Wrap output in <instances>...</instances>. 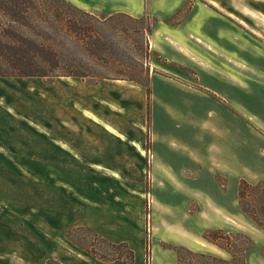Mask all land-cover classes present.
Instances as JSON below:
<instances>
[{"label":"rangeland","instance_id":"rangeland-1","mask_svg":"<svg viewBox=\"0 0 264 264\" xmlns=\"http://www.w3.org/2000/svg\"><path fill=\"white\" fill-rule=\"evenodd\" d=\"M70 1L100 16L144 7L146 20L136 24L151 25L150 94L127 81L73 78L81 98L90 89L107 88L108 99L103 97L98 110L118 125L130 123L151 148L141 175L138 155L125 157V181L139 187L144 200V243L133 238L134 254L140 261L143 256L142 264H175L169 247L184 236L192 249L222 258L224 249L202 236L218 227L220 241L228 237L234 251L252 241L246 264H264V231L240 208L237 194L241 180L264 183V0ZM128 33L124 39L130 43L133 32ZM55 79L35 81L46 85ZM114 90L118 94L110 95ZM45 101L51 107L46 92ZM150 164L156 168L150 171ZM70 235L102 255L118 251L89 230ZM202 238L206 242L197 244Z\"/></svg>","mask_w":264,"mask_h":264},{"label":"crops","instance_id":"crops-1","mask_svg":"<svg viewBox=\"0 0 264 264\" xmlns=\"http://www.w3.org/2000/svg\"><path fill=\"white\" fill-rule=\"evenodd\" d=\"M118 11L139 17L146 10ZM35 78L0 77V264H46L50 259L60 264H142L143 256L140 261L134 252L133 262L95 257L70 233L90 229L130 249L134 237L144 243V200L140 188L125 181V157L131 151L138 155L141 175L151 148L130 123L118 125L98 110L103 97L108 99L107 88L90 89L83 99L72 77H55L59 79L46 85ZM188 241L177 236L171 243L207 253L192 249Z\"/></svg>","mask_w":264,"mask_h":264},{"label":"trees","instance_id":"trees-1","mask_svg":"<svg viewBox=\"0 0 264 264\" xmlns=\"http://www.w3.org/2000/svg\"><path fill=\"white\" fill-rule=\"evenodd\" d=\"M144 16L123 12L100 16L69 0H0V77L122 80L140 85L150 94L146 59L151 25L136 24L145 21ZM119 21L123 23L117 26ZM130 30L133 33L129 43L124 38L129 37ZM237 194L240 208L264 231V183L241 180ZM92 233L118 251L102 255L69 236L102 260L133 262V251L125 242L111 243ZM202 236L228 252L230 259L173 245L170 248L176 253L177 264H246L244 252L252 241L240 251H234L228 237H224L226 243L220 241V229H207ZM46 264L60 263L50 259Z\"/></svg>","mask_w":264,"mask_h":264}]
</instances>
